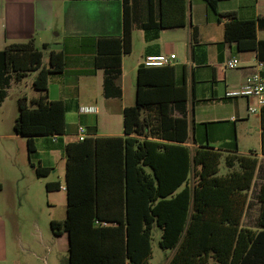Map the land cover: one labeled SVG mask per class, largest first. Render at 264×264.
Here are the masks:
<instances>
[{"label": "trees", "instance_id": "obj_1", "mask_svg": "<svg viewBox=\"0 0 264 264\" xmlns=\"http://www.w3.org/2000/svg\"><path fill=\"white\" fill-rule=\"evenodd\" d=\"M166 1L161 0V28L185 26V8L180 22L166 21ZM204 1L216 12L218 0ZM123 4V36L99 38L96 45V66L104 70L107 98L121 96L115 81L121 76L122 54L132 50L130 2L123 0ZM221 16L226 19L225 42L235 43L240 51L257 50L258 60L264 63V40L257 39L264 19L242 21L233 12ZM65 68L61 51L51 52L46 66L43 51L33 39L0 52L1 101L12 82L36 74L32 87L39 97L19 98L14 124L15 135L27 139L29 154L36 137L65 134V104L48 98L50 75ZM185 102V89L177 85L173 67L143 65L138 70L136 104L124 111L125 137L67 144L66 218L52 221L51 230L55 236H68L69 264H149L155 228L161 230L159 246L173 250L167 264H264V180L257 195L256 229L242 225L252 207L249 192L259 158L150 140L189 141L187 118L175 117L172 109ZM260 117L264 156V107ZM222 162L227 169L224 175ZM31 166L39 178L51 172ZM46 188L60 190L58 183H47Z\"/></svg>", "mask_w": 264, "mask_h": 264}, {"label": "crops", "instance_id": "obj_2", "mask_svg": "<svg viewBox=\"0 0 264 264\" xmlns=\"http://www.w3.org/2000/svg\"><path fill=\"white\" fill-rule=\"evenodd\" d=\"M129 2L132 50L129 54H122L121 76L115 81L121 96L107 98L104 94V70L96 66V45L99 38L123 36V0H1L0 52L8 45L33 39L36 47L43 51L46 66L51 52L65 54V71L50 75L48 83L49 100L65 104V134L57 136L56 142L53 136L36 137L34 151L28 152L30 165L50 169L48 183H58L60 190L66 193L63 189L67 186L66 146L79 141L78 127L85 128L86 139L125 137L124 111L136 104L139 68L145 65L147 57L173 54L176 59L171 67L174 68L175 81L183 86L186 93V102L181 108L172 106L173 115L187 118L189 141L150 140L191 150L205 146L224 154L257 156L260 165L249 192L250 202L252 192L257 190V197L264 180L261 117L260 113L251 115L248 112V107L255 105L256 101L228 99L224 93L228 89L239 88L249 75L259 71L258 51H240L235 43L225 42L226 19L221 15L233 12L239 20L258 22L264 19V0H218L216 12L204 0H186L185 4L182 0H169L166 1V21L180 22L183 8L187 21L183 27L172 28L159 25L161 0ZM257 39L264 40V28L257 29ZM44 46L47 47L43 49ZM232 57L240 60V68L225 69L224 63ZM260 73L264 79V70ZM130 75L133 78L128 81ZM33 76L32 82L36 74ZM26 97L30 101L38 98L39 93ZM2 102L0 100V104ZM86 108L91 112L82 113L81 109ZM0 138L17 140L24 137L14 133ZM169 154L168 151L167 160H170ZM61 162L64 166L59 168L57 179L53 174ZM178 166L180 170V162ZM170 167L169 161L164 170L168 172ZM2 181L0 178V264H9L12 263L9 233L16 213ZM259 214L260 209L256 214L247 211L242 225L256 229ZM248 218L252 226L245 224Z\"/></svg>", "mask_w": 264, "mask_h": 264}, {"label": "rangeland", "instance_id": "obj_3", "mask_svg": "<svg viewBox=\"0 0 264 264\" xmlns=\"http://www.w3.org/2000/svg\"><path fill=\"white\" fill-rule=\"evenodd\" d=\"M33 77L31 73L20 82H12L6 89V96L0 104V136L14 134L19 98L37 93L31 88ZM131 78L133 75L128 77V81ZM26 145L24 138L17 140L0 138V178L16 213L9 233V256L12 262L9 264H69L68 236L66 234L61 237L55 236L51 230L52 221L62 222L66 218L67 195L61 190H47L49 178L48 176L39 178L36 175L30 165ZM35 165H38L37 161ZM63 166L61 162L53 177L58 179L59 168ZM220 168V174H226L224 162ZM255 191L257 190L252 192L250 198V202H256H251L250 213L253 214L260 209ZM255 219L257 220V217ZM245 224L252 226L249 218ZM160 239L161 230L155 228L152 233V255L149 264H167L173 254V250H164L159 246Z\"/></svg>", "mask_w": 264, "mask_h": 264}, {"label": "built area", "instance_id": "obj_4", "mask_svg": "<svg viewBox=\"0 0 264 264\" xmlns=\"http://www.w3.org/2000/svg\"><path fill=\"white\" fill-rule=\"evenodd\" d=\"M176 59L175 55H158L147 57L144 61V64L147 67H164L171 66L174 64ZM241 62L237 57H232L224 63L225 69L236 70L240 68ZM258 72L249 75L245 82L236 89H228L225 91L224 96L228 99H247L256 101L255 105H250L248 107V112L251 115L259 114L261 109L264 107V79L261 76V71L264 70V63L259 61L257 62ZM82 113H90V109H81ZM85 128L83 126L78 127V140L84 141L86 139L85 136ZM54 142L57 140V136H53ZM66 190V188H63Z\"/></svg>", "mask_w": 264, "mask_h": 264}]
</instances>
